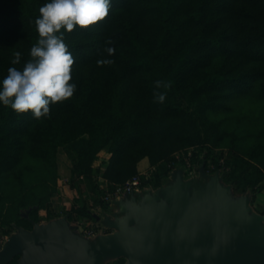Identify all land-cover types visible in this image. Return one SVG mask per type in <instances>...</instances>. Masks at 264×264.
Wrapping results in <instances>:
<instances>
[{"label": "trees", "instance_id": "1", "mask_svg": "<svg viewBox=\"0 0 264 264\" xmlns=\"http://www.w3.org/2000/svg\"><path fill=\"white\" fill-rule=\"evenodd\" d=\"M43 2L0 0V77L17 50L22 56L16 67L30 58L38 39L32 21ZM65 39L75 57L77 90L40 118L30 110L17 113L0 105V176L20 161L24 134L30 154L54 167L59 149L73 145L98 205L103 189L94 163L105 147L112 156L99 173L111 185L137 175L138 163L146 157L153 166L168 160L169 173L175 154L194 148L195 160L202 163L209 143L218 147L223 135L207 111L226 108L233 95L248 92L258 81L264 95V0H112L105 18L77 26ZM108 46L115 48L114 54L107 53ZM105 58L113 62L97 63ZM158 79L170 84L160 89L167 92L163 103L153 100ZM263 153L264 143L246 153L218 148L211 161L224 168L225 182L248 187L262 181L250 168ZM205 154L208 158L209 152ZM155 185H162L159 178ZM38 208L15 225L32 229L37 215L31 214ZM10 223L3 221V226ZM18 259L7 264H18Z\"/></svg>", "mask_w": 264, "mask_h": 264}, {"label": "water", "instance_id": "2", "mask_svg": "<svg viewBox=\"0 0 264 264\" xmlns=\"http://www.w3.org/2000/svg\"><path fill=\"white\" fill-rule=\"evenodd\" d=\"M196 187L175 169L155 191H131L114 199L120 216L95 213L114 233L92 240L76 233L68 215L32 229L17 226L0 250V264H101L124 256L126 264H264V214L245 196L234 198L220 172Z\"/></svg>", "mask_w": 264, "mask_h": 264}, {"label": "rangeland", "instance_id": "3", "mask_svg": "<svg viewBox=\"0 0 264 264\" xmlns=\"http://www.w3.org/2000/svg\"><path fill=\"white\" fill-rule=\"evenodd\" d=\"M179 100L186 105L182 96ZM210 120L219 124V129L223 133L219 140L218 147L212 142L206 150L209 152L208 158L203 153L204 160L199 163L195 160L194 148H185L177 152L176 163L169 173L165 172L168 160H163L153 166L149 158L142 161L138 175L142 177V191L148 189L155 191L157 179L162 185L171 182V174L177 169H182L186 180L192 179L196 187L207 185L208 178L202 176L201 168L204 166L208 173L220 172L223 176L224 168H216L211 157L218 148L235 149L241 153H246L251 147L258 143H264V95L261 93V82L258 81L245 93L233 95L228 100L226 108L208 110ZM24 147L21 158L14 169L3 173L0 176V250L18 232L15 225L20 216L29 215L34 206H39L37 221L46 224L53 219L68 215L73 216L71 220L76 225V233L92 240L100 235L114 233L115 228L106 225L102 220H97L94 216L98 213L102 216L108 215L112 218L120 216L117 207L109 205L108 200H103L106 193L98 192L102 202L98 205L94 201L93 192L87 186L84 175L78 167L77 152L73 145H65L58 151L57 166H50L40 159L33 157L29 152L30 141L27 134L23 136ZM111 152L105 147L95 159V179L100 188L104 185L103 177L99 169H104L111 159ZM17 172H21V178ZM250 173L255 177H261L262 181L254 186L238 187L232 186L234 198L245 196L249 199V204L253 211H264V153L252 160ZM156 174V175H155ZM161 185V186H162ZM26 206H25V205ZM3 221L11 222L3 226ZM127 258L124 256H108L101 264H126Z\"/></svg>", "mask_w": 264, "mask_h": 264}, {"label": "clouds", "instance_id": "4", "mask_svg": "<svg viewBox=\"0 0 264 264\" xmlns=\"http://www.w3.org/2000/svg\"><path fill=\"white\" fill-rule=\"evenodd\" d=\"M112 0H44L39 5V14L32 21L38 33L37 41L29 50L30 58L21 67L22 53L17 50L6 74L0 77V105L10 107L17 113L31 111L35 118L47 116L50 105L72 97L77 82L72 77L75 57L69 50L65 34L77 26L87 27L105 18ZM109 55L115 53L108 46ZM113 61L105 58L100 64ZM153 100L163 103L170 87L169 82L154 81Z\"/></svg>", "mask_w": 264, "mask_h": 264}, {"label": "built area", "instance_id": "5", "mask_svg": "<svg viewBox=\"0 0 264 264\" xmlns=\"http://www.w3.org/2000/svg\"><path fill=\"white\" fill-rule=\"evenodd\" d=\"M175 155H178L177 153ZM103 191L106 193L103 200H108V203H112L114 199L120 198L124 193L131 191H142V177L140 175H134L128 179L125 183H117L111 185L108 180H103Z\"/></svg>", "mask_w": 264, "mask_h": 264}, {"label": "crops", "instance_id": "6", "mask_svg": "<svg viewBox=\"0 0 264 264\" xmlns=\"http://www.w3.org/2000/svg\"><path fill=\"white\" fill-rule=\"evenodd\" d=\"M142 160H143V159H142ZM142 160L138 163V169H139V170L144 169V168L148 165V162H147L146 165H145V164L143 163L144 161H142ZM141 162H142V165L144 166V168H141V167H140Z\"/></svg>", "mask_w": 264, "mask_h": 264}]
</instances>
